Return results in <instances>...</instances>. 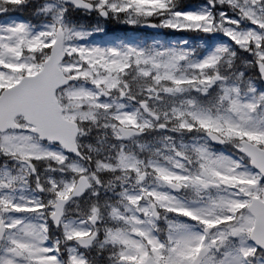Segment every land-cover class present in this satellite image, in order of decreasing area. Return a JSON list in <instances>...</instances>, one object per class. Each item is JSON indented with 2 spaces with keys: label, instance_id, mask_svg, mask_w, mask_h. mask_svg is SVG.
<instances>
[{
  "label": "snow or ice",
  "instance_id": "obj_1",
  "mask_svg": "<svg viewBox=\"0 0 264 264\" xmlns=\"http://www.w3.org/2000/svg\"><path fill=\"white\" fill-rule=\"evenodd\" d=\"M0 264H264V0H0Z\"/></svg>",
  "mask_w": 264,
  "mask_h": 264
}]
</instances>
